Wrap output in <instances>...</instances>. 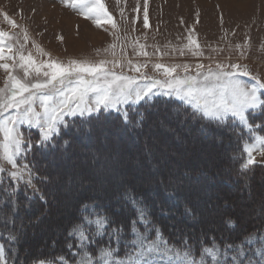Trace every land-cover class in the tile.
I'll return each mask as SVG.
<instances>
[{
	"label": "rangeland",
	"instance_id": "374dc122",
	"mask_svg": "<svg viewBox=\"0 0 264 264\" xmlns=\"http://www.w3.org/2000/svg\"><path fill=\"white\" fill-rule=\"evenodd\" d=\"M153 102H177L209 120L241 126L242 169L264 166V123L251 120L264 106V0H0V185L16 181L42 197L27 157L33 147L49 145L79 120L113 115L125 121L131 111ZM174 115L156 114L151 126L161 129L137 140L156 142L151 153L139 152L128 135L103 130L97 137L82 135V158L51 160L52 193L62 202L55 218L69 222L75 201L96 194L93 183L104 188L116 178L131 177L136 185H147L151 177L176 175L193 162L190 174L204 166H229L233 143L219 141L220 150L214 149L212 136L185 139L187 124L167 122ZM105 136L110 140L103 141ZM97 145L113 153L98 162ZM88 161L97 168L112 161L117 171L100 177L96 166L78 169ZM186 180L191 187L184 197L202 190L194 199L202 205L195 209L209 210L216 196L211 180ZM258 186V198L241 191L234 200L243 228V220L264 212V184ZM132 204L136 221L127 228L113 226L99 206L82 205L78 221L68 224L75 260L33 264H264V231L232 245L190 246L178 238L171 242L141 200ZM223 209L214 204L215 212ZM216 218L209 228L221 223ZM211 219L212 213L200 221ZM55 221L37 224L29 244L56 239L62 225ZM229 226L235 228L234 222ZM11 255L0 239V264H15Z\"/></svg>",
	"mask_w": 264,
	"mask_h": 264
},
{
	"label": "trees",
	"instance_id": "16d2710c",
	"mask_svg": "<svg viewBox=\"0 0 264 264\" xmlns=\"http://www.w3.org/2000/svg\"><path fill=\"white\" fill-rule=\"evenodd\" d=\"M173 112L174 117H170L167 122L175 127L182 123L187 124L189 129L185 133L187 134L184 136L185 139L197 135H204L206 138L212 136V140L216 142V144L213 143L214 149L220 150L222 146L218 144L219 141L233 143L235 146L228 154L229 166L221 165L212 170H207L204 166L202 171L191 170L193 173L190 174V168L194 163L196 164L193 162L189 167L184 168V172L176 175L151 177L150 184L147 185L154 184L155 187L149 188V186V189H146L147 185L144 184L136 185L135 180L131 177L116 178L107 184V188L99 187L93 183L92 187L96 194H87L75 201L74 206L72 205L74 215L69 222L76 223L78 221L82 205L92 204L100 207L113 226L131 227L136 221L135 214L137 213L132 199H139L149 208L155 224L162 228L165 236L171 242L178 238L190 246L200 245L206 241H217L220 245H232L251 233L263 232L264 212L260 213L259 218L243 220L245 225L243 228L236 213L241 210L234 206V200L240 196L241 191L250 198L253 196L258 198L262 193L258 184H264L263 165L242 169V162L239 158L245 138L244 129L232 122L222 123L204 118L177 102L164 104L153 102L131 111L125 121L119 116L114 117L113 115L79 120L77 123L64 127L49 145L33 147L27 157L37 173L42 197L32 196V192L16 181H6L0 185V239L7 248V252L9 251L12 254L11 257L15 258V264H33L37 261H52L59 258L75 260L74 254L77 252V246L76 244L70 246L68 243L69 222L62 223L61 218H55L57 213L55 208L62 202H55L57 194L52 193L56 182L53 180L52 174L55 168H53L54 162L51 160H58L62 155L72 159L82 158L83 154L79 152L83 144L82 135H85L84 139L88 135L97 137L103 130H108V134L112 136L128 135L132 139L131 142L133 141L132 145L139 152L151 153L157 148L156 142L151 145L149 143L142 145L137 143V140H143L148 134L161 129L160 124L151 126L156 119V114L163 116ZM255 117L251 118L253 124L258 118L260 119L258 123H264V106ZM113 123L114 126H112ZM80 138L82 139L80 140ZM105 140L110 139L105 136L103 141ZM106 147L97 145L93 149L96 158H98L96 161L99 162L105 155L113 153L112 149ZM189 159L191 158L189 157ZM142 163L146 166L149 161L145 159ZM175 165V163H171L169 167H175ZM95 166L97 168L95 161H88L84 165H80L78 169ZM115 167L114 162H106L98 166V175L100 177L109 176L117 171ZM159 172H162L161 169ZM191 178L210 179L211 188L214 186L211 191L216 194L215 199L213 202L211 201L210 209L201 214L195 208L202 203H197L194 199L196 196H200L202 190L196 191L189 198L184 197L186 189L191 187V181L186 179ZM217 179L224 185L215 186ZM177 180L184 182L178 185ZM202 189L203 193L208 191L207 188L203 187ZM113 194L115 196L111 197ZM214 204L224 209L217 213L214 210ZM211 213L213 214L211 222L200 221L204 215ZM51 217H54L55 223L62 225V233L52 241H50V238H53L51 236L47 238L46 242L30 245L29 241L33 238L32 230L37 224H42ZM216 217H220L221 223H218L213 229L209 228L210 223H215ZM229 222H234L235 228L230 227ZM58 238L62 239L58 242Z\"/></svg>",
	"mask_w": 264,
	"mask_h": 264
}]
</instances>
